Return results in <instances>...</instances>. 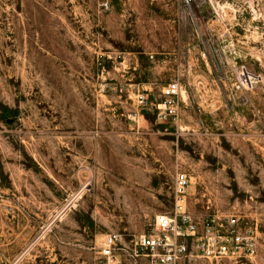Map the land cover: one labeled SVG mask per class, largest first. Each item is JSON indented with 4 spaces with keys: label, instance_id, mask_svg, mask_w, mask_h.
<instances>
[{
    "label": "rangeland",
    "instance_id": "rangeland-1",
    "mask_svg": "<svg viewBox=\"0 0 264 264\" xmlns=\"http://www.w3.org/2000/svg\"><path fill=\"white\" fill-rule=\"evenodd\" d=\"M174 79L181 115L160 123ZM177 169L190 211L258 235L179 264H264V0H0V264H97L107 233L154 231Z\"/></svg>",
    "mask_w": 264,
    "mask_h": 264
},
{
    "label": "built area",
    "instance_id": "built-area-1",
    "mask_svg": "<svg viewBox=\"0 0 264 264\" xmlns=\"http://www.w3.org/2000/svg\"><path fill=\"white\" fill-rule=\"evenodd\" d=\"M193 16L201 5L212 6L217 14L223 13L235 0H180ZM254 10L255 2L252 1ZM182 85L179 80L167 82L160 98L154 103L157 121L177 123L182 111ZM148 98L138 94V103L145 105ZM134 118V117H133ZM191 177L177 169L172 185V208L155 217L154 231L142 233L136 240L125 243L122 233L112 231L105 235L97 264H179L192 256L221 260L230 256L252 255L258 245L257 225H245L237 214L216 210L196 214L186 205Z\"/></svg>",
    "mask_w": 264,
    "mask_h": 264
},
{
    "label": "crops",
    "instance_id": "crops-1",
    "mask_svg": "<svg viewBox=\"0 0 264 264\" xmlns=\"http://www.w3.org/2000/svg\"><path fill=\"white\" fill-rule=\"evenodd\" d=\"M186 204H187V196H186ZM187 207L189 208V204H187ZM190 210V209H189ZM104 239V238H103ZM101 247V246H100ZM127 263V261H126Z\"/></svg>",
    "mask_w": 264,
    "mask_h": 264
},
{
    "label": "bare ground",
    "instance_id": "bare-ground-1",
    "mask_svg": "<svg viewBox=\"0 0 264 264\" xmlns=\"http://www.w3.org/2000/svg\"><path fill=\"white\" fill-rule=\"evenodd\" d=\"M244 73H249L248 71H245ZM249 76V75H248ZM252 78L251 76L248 77V79ZM187 196V195H186ZM187 205V204H186Z\"/></svg>",
    "mask_w": 264,
    "mask_h": 264
}]
</instances>
